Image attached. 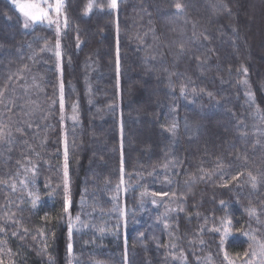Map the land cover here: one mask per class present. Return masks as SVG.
<instances>
[{
    "label": "trees",
    "instance_id": "1",
    "mask_svg": "<svg viewBox=\"0 0 264 264\" xmlns=\"http://www.w3.org/2000/svg\"><path fill=\"white\" fill-rule=\"evenodd\" d=\"M109 4L0 0V262L264 264V0Z\"/></svg>",
    "mask_w": 264,
    "mask_h": 264
},
{
    "label": "snow or ice",
    "instance_id": "2",
    "mask_svg": "<svg viewBox=\"0 0 264 264\" xmlns=\"http://www.w3.org/2000/svg\"><path fill=\"white\" fill-rule=\"evenodd\" d=\"M45 2H46V0H45ZM62 4H63V0H56L55 11H56L57 15H59L61 12ZM16 7L22 13V15L25 17V23H24L25 28H28L30 26L29 21L36 23V22H43L44 20H47L49 24L53 23V21L49 17L48 10H46L45 8H43L41 5H39L37 3H34V2L18 3L16 5ZM92 7H93L92 3H89V5L87 6V9H86V14L88 11H91ZM109 7L111 9H116L118 7V0H110ZM175 7H176L178 12H180L182 10V5L180 3H177L175 5ZM57 34H59V26H57ZM56 46H57V48H59V42L58 41H57ZM56 56L59 58V56H60L59 51L56 52ZM245 72H246V70H245ZM181 93L183 94V88L181 89ZM250 98H251V95H250ZM60 108H61V112H63V109H64L63 84H61ZM169 131H172V132L175 131V124H173L170 127ZM65 161L67 162V148L65 150ZM64 175H65V192L67 193V163L65 165V174ZM233 179H236V177H233ZM252 180H253L252 187L255 188L256 187V183H255L256 178L252 177ZM21 183H23V181ZM225 186H227V185H225ZM153 195H155V193ZM37 199H38V196L33 199V206H35ZM68 203H69V201H68V198L66 195V197H65V211H67V209H68ZM255 214H256L255 209L249 210V215H255ZM77 219H79V218L77 217ZM69 235L71 236V225L69 227ZM253 239H254V237H253ZM68 252L71 255V253H72L71 244H69V246H68ZM261 255H264V245H261ZM224 258H225V260H228L227 253H225ZM0 264H2V262H0ZM230 264H231V262H230Z\"/></svg>",
    "mask_w": 264,
    "mask_h": 264
},
{
    "label": "rangeland",
    "instance_id": "3",
    "mask_svg": "<svg viewBox=\"0 0 264 264\" xmlns=\"http://www.w3.org/2000/svg\"><path fill=\"white\" fill-rule=\"evenodd\" d=\"M12 1L14 3V6H15L16 10L18 11V13H19V15H20V17L22 19L23 27H24V23H25V17L22 15V13L16 7V5L18 3H31V2H34V3H37V4L41 5L46 10H48V9L52 10V12H51L52 14H54V15L56 14V11H55L56 0H46V2H45V0H12ZM36 23H38V22H36ZM36 23H33V22L29 21V25L30 26L28 28L24 27V29L25 30H30ZM261 56H263V58H264V51H263ZM201 134H203V133L201 132ZM68 264H71V263H68Z\"/></svg>",
    "mask_w": 264,
    "mask_h": 264
}]
</instances>
